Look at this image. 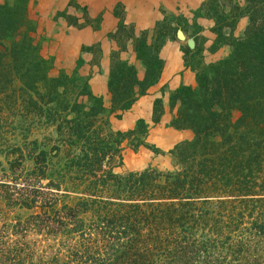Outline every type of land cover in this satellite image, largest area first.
Instances as JSON below:
<instances>
[{
  "label": "trees",
  "instance_id": "obj_1",
  "mask_svg": "<svg viewBox=\"0 0 264 264\" xmlns=\"http://www.w3.org/2000/svg\"><path fill=\"white\" fill-rule=\"evenodd\" d=\"M28 1L0 4V102L26 95L54 141L30 157L37 179L2 181L21 152L0 163V264H187L193 252L204 264L215 256L219 264H264V0L231 9L232 21L245 15L248 24L216 41L229 55L201 68L195 87L173 93L171 126L193 133L170 151L178 168L126 174L113 171L120 140L133 136L140 145L145 126L114 132L106 112L129 109L158 81L162 41L133 40L142 78L112 57L107 110L87 86L48 77L51 63L25 29ZM50 158L57 162L47 167ZM49 187L79 196L56 208ZM22 209L32 212L7 219Z\"/></svg>",
  "mask_w": 264,
  "mask_h": 264
},
{
  "label": "rangeland",
  "instance_id": "obj_2",
  "mask_svg": "<svg viewBox=\"0 0 264 264\" xmlns=\"http://www.w3.org/2000/svg\"><path fill=\"white\" fill-rule=\"evenodd\" d=\"M14 3L15 0H0V4L8 6H12ZM37 4L38 0L28 1L27 25L25 29L27 28L30 31L34 44L39 47L40 55L51 63V68L47 73L48 77L64 76L75 80L80 86H87L90 89L88 81L94 75H98L99 71H95V69L100 68L101 64L104 63V56H102L99 49L102 41L96 40L92 44H82L78 50L72 49L68 41L65 40L64 35L67 33V30L65 31L64 28L75 27L82 29L90 27L95 32V30L99 29L98 25L102 21L103 13L101 12L93 16L87 6H81L76 0H69L66 7L61 10H56L54 15L52 12L46 14L44 9H41L40 12L36 11ZM244 5L245 0H201L198 6L189 10V16H184L181 12L169 13L168 11L161 10L158 20H154V24L149 28L134 30L130 24L127 22L124 23L125 16L121 3L118 0L115 3L112 13L114 19L118 21L117 26L114 31L106 34L107 39H103V41H108L115 46L114 50H110L108 68H110L112 57L118 54L122 61L134 65L137 73L140 71L144 72L143 65L136 60L133 51V40L144 36L148 43L156 40L162 41V46L165 43H175L182 53V60L195 73L196 85L197 72L209 64L203 57V50L205 48L203 44L208 41L204 37L206 28L202 23H198V18H205L211 22V27L208 28V31L213 35L214 39L209 48L215 50L224 46L216 42L220 38L223 40L229 39L231 36L238 37L243 33L248 24V17L241 15L238 19L232 21L230 15L234 13L231 10L233 7L241 9ZM64 31L65 33L63 34L62 32ZM178 31L184 34V40L178 39ZM131 36L132 38H130ZM84 65L85 68H83ZM195 85L191 87H195ZM16 86L18 87L19 83H16ZM38 90L42 95V88L40 87ZM174 92L167 95L166 92L164 93V90L161 91V96L153 101L152 114L147 122L144 119H138L134 121V124L132 123V127L123 129L120 126H112L109 120L110 128L114 132H128L133 130L139 121H143L146 130L145 134L138 136L137 141L142 142L140 145L136 146V140L133 136L120 140L122 159L113 169L116 174L140 172L145 169H156L168 172L178 168L170 151L177 144L191 140L193 138L192 131L188 129H174L171 126L170 119L166 123L165 128H172L178 136H166L154 132L157 125L160 124L162 114L165 113L166 107L169 116L173 115L171 113L172 110L176 111L178 102H175L172 108L170 102ZM32 97L38 98L35 94H32ZM97 97H100L104 103V96ZM12 98L15 102L13 99L7 104L1 103L2 101L0 102V163L4 167H7L9 161L17 157L20 158V152L22 153V158H20L21 162L19 164H14L16 166L13 168L14 172L9 171L7 178L3 177L2 181L13 182L14 179H37L34 176V168L39 165H34L30 157H35L43 147L45 150H49V145H52L54 141L52 128L37 122L36 117L40 112L28 103L31 101H29L26 95L22 96L20 91H16L12 95ZM165 100H167V103H165ZM104 105L109 110V101L106 104L104 103ZM106 113L109 119L112 116V120H116L115 124H118V121L121 120V115L118 111L115 113ZM42 115V117H45L44 111ZM35 140L37 143H32ZM53 154L54 151H52ZM54 162L57 161L50 158L47 161V167L53 165ZM49 180L51 179H41L42 185L46 186ZM43 191L45 193L51 192L54 195L53 198L56 208H60L65 204H72L79 196L76 193L64 192L62 189L55 190L53 188L51 189V187L45 188ZM31 212L25 209L14 210L10 212L7 219L16 218L17 214L25 217ZM194 253L191 254L192 257L187 261V264H204L205 259H202L201 253ZM213 259H217V261ZM213 259H210L211 264H219L222 261L217 256ZM208 261H206V264H208Z\"/></svg>",
  "mask_w": 264,
  "mask_h": 264
},
{
  "label": "crops",
  "instance_id": "obj_3",
  "mask_svg": "<svg viewBox=\"0 0 264 264\" xmlns=\"http://www.w3.org/2000/svg\"><path fill=\"white\" fill-rule=\"evenodd\" d=\"M37 1V0H36ZM69 0H38L36 11L40 12L44 9L46 14L54 15L56 10H61L66 7ZM118 0H76L81 6H87L90 13L96 16L98 13H103L102 21L99 22V29L95 32L89 28L77 29L64 28L67 30L64 37L70 44V48L79 49L82 44H92L96 40L102 41L100 44V53L104 56V63L100 68H96L95 71H99L98 75H94L90 81H88L89 87L93 95L104 96L106 104L110 103V95L108 93L107 77H108V65L109 54L111 49H115V46L108 42L103 41L107 39L106 34L114 31L118 21L112 16L115 3ZM201 0H119L121 3L122 11L125 16L124 23L130 24L134 30H144L154 24V20H158L160 11L165 10L169 13L181 12L184 16H189V10L199 5ZM74 9V8H73ZM198 23H202L205 28L204 37L208 39L203 46V57L207 63L217 62L230 53V49L227 45H224L218 49L211 50L209 47L213 42V35L208 31L211 27V22L205 18H198ZM65 27V26H64ZM201 45V44H200ZM114 46V47H113ZM163 60V68L158 81L148 88L145 95L140 96L127 111H118L121 115L119 123L115 124L116 120H112L110 117V123L112 126H120L123 129L132 127L135 120L144 119L146 122L150 119L152 114L153 101L161 96V91L168 95L175 91L180 86H194L195 85V73H193L190 67H187L182 60V53L175 43H165L159 53ZM85 68V65L83 66ZM95 68V65H94ZM137 70V69H136ZM144 72L137 73L139 78H142ZM167 103V100H165ZM105 106V105H104ZM177 110V109H176ZM173 115L169 116L168 109L166 107L165 113L162 114L160 124L157 125L154 132L163 135H176L175 130L166 129L165 125L169 120L174 117L176 111L172 110Z\"/></svg>",
  "mask_w": 264,
  "mask_h": 264
},
{
  "label": "water",
  "instance_id": "obj_4",
  "mask_svg": "<svg viewBox=\"0 0 264 264\" xmlns=\"http://www.w3.org/2000/svg\"><path fill=\"white\" fill-rule=\"evenodd\" d=\"M177 37H178L179 40H184V38H185L184 34L181 31L177 32Z\"/></svg>",
  "mask_w": 264,
  "mask_h": 264
}]
</instances>
